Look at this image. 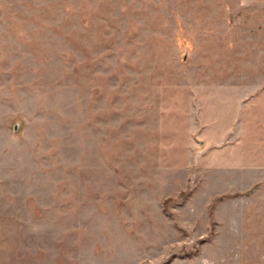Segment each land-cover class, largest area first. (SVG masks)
Here are the masks:
<instances>
[{"label": "rangeland", "instance_id": "obj_1", "mask_svg": "<svg viewBox=\"0 0 264 264\" xmlns=\"http://www.w3.org/2000/svg\"><path fill=\"white\" fill-rule=\"evenodd\" d=\"M246 79L264 0H0V264H264L263 146L197 110Z\"/></svg>", "mask_w": 264, "mask_h": 264}, {"label": "crops", "instance_id": "obj_2", "mask_svg": "<svg viewBox=\"0 0 264 264\" xmlns=\"http://www.w3.org/2000/svg\"><path fill=\"white\" fill-rule=\"evenodd\" d=\"M219 87L197 91V110L204 113L199 125L206 128L202 131V144L218 145L231 136L230 144L245 142L247 149L258 150L260 145L264 149V82L235 80ZM260 159L264 161L263 157Z\"/></svg>", "mask_w": 264, "mask_h": 264}]
</instances>
